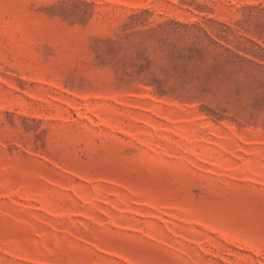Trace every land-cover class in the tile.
<instances>
[{
    "label": "rangeland",
    "instance_id": "rangeland-1",
    "mask_svg": "<svg viewBox=\"0 0 264 264\" xmlns=\"http://www.w3.org/2000/svg\"><path fill=\"white\" fill-rule=\"evenodd\" d=\"M0 264H264V0H0Z\"/></svg>",
    "mask_w": 264,
    "mask_h": 264
}]
</instances>
